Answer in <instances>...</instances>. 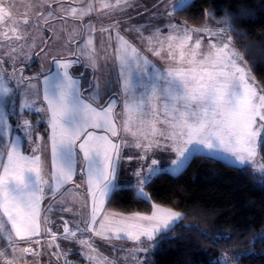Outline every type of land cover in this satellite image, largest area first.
<instances>
[{
  "label": "snow or ice",
  "instance_id": "6c2138e0",
  "mask_svg": "<svg viewBox=\"0 0 264 264\" xmlns=\"http://www.w3.org/2000/svg\"><path fill=\"white\" fill-rule=\"evenodd\" d=\"M162 5L170 31L164 34L156 25L126 29L137 34L141 45L137 46L121 35L119 20L99 29L91 21L83 23L93 11L91 4L78 9L64 7L62 0H39L32 28H47L53 33L52 43H60L53 49L41 39L45 47L35 55L42 53L51 66H42L38 76H25L23 65L17 68L21 57L31 59L38 47L35 39L28 42L26 27L13 25L0 33V49H4L0 53V240L5 242V252L15 253L19 243L26 242L28 246L19 250L35 254L32 245L43 247L41 238L47 235L51 255L63 264H72L71 250L62 249L59 239L77 244L89 264L95 260L91 253L97 251L93 236L105 242L127 238L137 244L134 253H147L151 248L143 247L142 238L158 246L156 237L165 238L182 213L153 203L150 214H103L105 200L118 189L124 159L137 161L132 171L135 188L139 197L148 200L145 188L154 177L162 172L178 175L196 157L246 167L257 156L264 133V89L258 92L233 44L228 31L232 18L225 16L218 22L224 27L215 29H189L186 22L181 29L171 23L172 12L164 0L153 5L156 15L162 14ZM132 6V0L101 3L102 9L125 14ZM9 7L8 0H0V14ZM53 22L62 27L57 29ZM29 23L27 18L22 20L24 26ZM97 31L108 34L99 47ZM204 32L217 42L209 43L204 52L197 37L190 47L191 33ZM82 62L92 69V80L74 71ZM5 63L11 64V72L3 67ZM97 72L103 74L102 82ZM32 114L39 119L33 122ZM41 123H46L44 135L36 130ZM18 133L32 145L30 151L22 150ZM125 147L139 151L125 155ZM158 152L169 154L167 167H160ZM260 171L264 172V164ZM80 189L82 211L76 212L69 201L75 200L73 190ZM45 201L48 206L43 208ZM50 213L60 217L62 231L54 232L49 226L56 223ZM134 259L145 264L139 255Z\"/></svg>",
  "mask_w": 264,
  "mask_h": 264
},
{
  "label": "trees",
  "instance_id": "16d2710c",
  "mask_svg": "<svg viewBox=\"0 0 264 264\" xmlns=\"http://www.w3.org/2000/svg\"><path fill=\"white\" fill-rule=\"evenodd\" d=\"M242 9L246 14L239 16ZM225 16L232 18L228 31L264 89V0H192L176 11L177 19L192 28L224 27L218 22ZM31 118L35 122L39 116ZM36 128L45 132L46 123ZM260 146L264 159V143ZM145 190L148 200L139 197L134 186L118 187L107 208L148 213L156 203L183 213L182 220L166 230L165 238L156 237L158 246L149 242L151 264H231L225 255L236 264H264V177L251 165L229 166L196 157L178 175H157ZM126 242L115 241L121 246ZM68 259L86 264L77 253Z\"/></svg>",
  "mask_w": 264,
  "mask_h": 264
},
{
  "label": "rangeland",
  "instance_id": "374dc122",
  "mask_svg": "<svg viewBox=\"0 0 264 264\" xmlns=\"http://www.w3.org/2000/svg\"><path fill=\"white\" fill-rule=\"evenodd\" d=\"M81 0H75V2L73 3L72 0H62L63 6L64 7H77L79 8H86L83 5H80ZM99 4L101 5L102 2H107V3H111L112 4L115 3V0H98ZM132 1H136V2H140L141 4H146V14L141 15L140 21H135L132 20L129 24H125V23H120L119 24V29L121 32V35H125L126 38H128L129 40H131L132 42H134L137 46H141L140 45V40L137 37V34L135 32L132 31H126V29H131L134 26H148L149 28L152 25H156L159 26L162 31L164 32V34H167L170 31V28L168 27L169 25V17L167 15H164V7L163 5L160 8V12L162 13L161 15L157 16L156 15V9L153 8L154 4H161V0H132ZM144 1V2H142ZM192 0H164V3L167 5V9L168 11L172 12V18H171V23L178 25L181 27V29H183V27L185 26L184 22H180L177 17H176V11L179 9H182L184 7H181V4L187 5L189 2H191ZM39 0H8V3L10 5V7L8 8V11L6 13L0 14V16L3 17V19H0V33L2 32H6L8 31L13 25L19 26L21 28H25L26 27V31L29 33L28 35V42L31 43L33 39H35L36 44L38 45V47L36 49H33V54L31 55V59H25L23 57H21V60L17 63V68L21 67L23 65L24 67V75L31 77V76H38L41 72L42 66L44 68L50 67L51 66V61L50 60H45L43 58V54L41 53L40 57H37L35 55L36 52L39 51L40 47H45V44L41 43V39H43L44 41H47L48 46L52 47L53 49H55L58 45H59V41H57L56 43H52V36L53 33L51 31H49L47 28H43L42 31L38 30V29H33L32 28V24L35 22V14L37 11V4H38ZM142 2V3H141ZM94 0H92V2H89V4L92 5L93 7V11L96 10V4ZM94 5V6H93ZM56 4H53V8H56ZM143 6H141L140 8H142ZM151 8V9H150ZM150 10V11H148ZM57 11H59V9H57ZM91 12V13H92ZM213 15L214 18H216V11L213 10ZM145 16V17H143ZM29 19L30 23L28 26H24L22 24V20L23 19ZM217 19V18H216ZM114 22V21H112ZM56 23V22H53ZM81 22L77 21L76 24H80ZM93 24L96 25L97 29H99V27L101 25H103L104 27H108L110 22H101L100 19H95L93 22ZM187 27L189 29H191L192 27H190L188 25V23H186ZM43 27V26H41ZM62 27V25L60 23H56V28L60 29ZM72 25L69 24L68 28L71 29ZM213 29V28H212ZM11 34V33H9ZM193 36V41L190 43V47L194 44V41L197 37L201 38V51L206 52L208 49V45L209 43H214L217 42L215 37H211L208 35L207 32L204 33H191ZM66 35V33L64 34ZM95 40L97 43V46L99 47L100 44L102 42H105L108 40V34L105 33L103 36L100 35V33L97 31L95 34ZM145 35H147V32H145ZM233 40V44L236 48V50L240 52V49L238 47V45L235 42V39L232 38ZM112 43L115 44L116 43V32L115 30L112 31ZM73 47L75 48V45H73ZM4 51V49H0V53H2ZM111 51V49L109 50ZM178 55V53H177ZM244 57V56H243ZM151 59H153L158 65L164 66L165 65V61H161L159 58L156 57H150ZM5 59H7L5 57ZM245 60V58H244ZM246 62V60H245ZM103 63V61H101V64ZM247 69L250 71L251 73V77H254L250 66H248L247 62ZM7 72H11L12 71V66L10 63H5L3 66ZM92 73V69L89 68V71ZM97 76L101 77V82L103 81V74L101 72H97L96 73ZM93 79V73L91 75V80ZM253 82V81H250ZM33 83H35V81H33ZM254 86L257 87L258 92L260 91L261 87L258 84V82L256 81V78H254ZM13 87H15V84L13 83L12 85ZM117 92H119V89L116 90ZM19 94L17 95V100H19ZM119 110V108H118ZM34 122V121H33ZM21 136V140H25L23 137L22 133H18ZM263 139V133L261 134L260 139L258 140V151H257V156L249 162V166L251 165L260 175H262L264 177V172L260 171V165L264 164V159L262 158L260 149H261V141ZM26 141V140H25ZM136 166H137V161H135ZM168 164L163 165V163L161 162L160 167L164 168L167 167ZM135 166V167H136ZM134 170V167L132 166V168L130 169H126L124 170V174H122V172L119 175L118 178V187H122L124 185H130V186H134L136 185V178L132 175V171ZM146 191V190H145ZM83 192V189H82ZM80 196V195H79ZM82 198L84 199V196L82 195ZM109 200L108 198L105 200L107 201ZM108 203V201H107ZM161 205V204H160ZM106 206V205H105ZM164 206V205H162ZM166 207V206H165ZM172 208V207H171ZM175 211H178L175 208H172ZM106 211V213H105ZM103 214H112V213H121L118 211H113V210H107V208H103ZM180 212V211H178ZM141 214H150V212L148 213H143V212H139ZM182 213V212H180ZM53 214V213H52ZM124 215H129L132 213H122ZM51 215V213L49 214ZM182 217H183V213H182ZM182 220V219H181ZM181 220H179L177 223H179ZM176 223V224H177ZM142 240H146V238H142ZM97 241V239H94V242ZM147 241V240H146ZM145 241V242H146ZM115 243V242H113ZM111 245L110 249H112V256L111 258H109L110 261H115L116 262H120L121 264H137V261L134 259V255H139L140 258L142 260L145 261V264H151V262H153V260H151V251L147 252V253H134V249L137 247L136 242H134L135 244H128L126 242L127 245L125 246H121L118 244H113ZM147 243V242H146ZM115 245V246H114ZM148 244H143V247L145 248H149ZM97 251L94 253H91V255H93L97 261H102L105 258L101 259L100 257V253L98 251V248L96 247ZM98 257V258H97ZM225 259L229 260L230 262H232L231 264H236V262H234L233 258L230 257L228 255H225Z\"/></svg>",
  "mask_w": 264,
  "mask_h": 264
},
{
  "label": "crops",
  "instance_id": "0c3cea01",
  "mask_svg": "<svg viewBox=\"0 0 264 264\" xmlns=\"http://www.w3.org/2000/svg\"><path fill=\"white\" fill-rule=\"evenodd\" d=\"M94 1H95V3H93V4H96V10H94V12H92L89 16H86L84 18L83 23H88L89 21L93 22L95 19H97V20L100 19L101 22H105V21H107V22L111 21L112 22V21L119 20L120 23L129 24L132 20L140 21L141 15L146 14V11H147L146 10V4L140 5V2H136V1H132L133 6L129 7L127 9L126 14L121 13L119 10L110 11L109 9H102L101 5L99 4V1L98 0H94ZM89 2H92V0H81L79 3H80V5L87 7L89 5ZM142 2H144V1H142ZM111 3H113V2H111ZM141 6H143V7L140 8ZM148 11H150V10H148ZM143 17H145V16H143ZM74 71L77 72V74H79L80 72H83L85 77L87 78V80H91L92 73L88 72L89 68H85L83 62L79 65H76ZM82 84H84L86 86V81L82 80ZM36 130H37V128H36ZM38 132L41 135H44V133H45V132H40V131H38ZM127 139L131 140L132 138H131V136H128ZM21 141H22V145H21L22 150H24L25 152L30 151V148L32 147V145H30L25 140H21ZM138 151L139 150L135 149L134 147H125L122 149V152L125 155H135L138 153ZM156 157L163 163V165L168 164V162H169V154L168 153L158 152L156 154ZM135 161L136 160L128 161L127 159H124L122 161V168H121L120 173L122 172V174H124V170L130 169V168H132V166L135 168V166H136ZM73 194L75 195V200L74 201L70 200L69 203L72 204L74 211H76V212L82 211V208H81V203L83 201L82 189H80L78 191L73 190ZM107 201H105L104 208L105 207L107 208ZM47 206H48V202L45 201L43 203L42 207L46 208ZM90 206L91 205H90V201H89V210H90ZM107 210L109 211L110 209L107 208ZM105 213H106V211H105ZM49 216H50L52 221H56V223H52L49 225L50 227H52V230L54 232L62 231V227H61V224L59 222L60 217L58 215H55L54 213L53 214L51 213V215H49ZM70 216H71V214H65L66 219H69ZM76 219H79V217H76ZM8 227L10 228V225ZM97 227H98V225H97ZM94 239L95 240L97 239V241L94 242ZM92 241H93L94 246L98 248L101 259L105 258L102 261H99V260L97 261V259L95 258V260L93 261V264H104L105 260L110 261L109 258L113 257L112 256L113 250L110 249V247H111L112 243L115 242L116 240L105 242V241L93 236ZM119 241H125V242L128 241L127 243H130L132 245L135 244L133 241L128 240L127 238H122V239L118 240V242ZM145 241L146 240H144V244L149 243V241H146L147 243ZM57 242L60 243L62 249H65V250L70 249L71 250L68 257H70L74 253H77L79 257H82V259L86 262V264H89L88 260L85 258L86 253L84 251H82L77 244L68 243V242L64 241L63 239H59ZM49 243H52V241L50 240V237H48L47 235H43V237L41 238V245L43 247L37 246V245H32V247L35 249V254L26 255V254L22 253L19 249L21 247H26L28 245L26 242H20L18 247H17L16 252L12 253L14 256V259L16 260L15 264H35V263L60 264V261L57 262L56 258L51 255V252L53 251V249H50L48 247ZM116 264H121V263L118 261V262H116Z\"/></svg>",
  "mask_w": 264,
  "mask_h": 264
},
{
  "label": "built area",
  "instance_id": "2783aa9c",
  "mask_svg": "<svg viewBox=\"0 0 264 264\" xmlns=\"http://www.w3.org/2000/svg\"><path fill=\"white\" fill-rule=\"evenodd\" d=\"M4 249H5V245H2L0 242V252H3V255H0V264H8V261H11V264H15V260L13 259V256H10L9 251L5 252ZM69 261H71L72 264H83L73 259H70ZM35 264H40V263H35ZM62 264H63V260H62Z\"/></svg>",
  "mask_w": 264,
  "mask_h": 264
}]
</instances>
